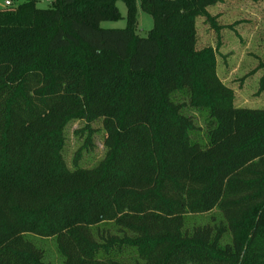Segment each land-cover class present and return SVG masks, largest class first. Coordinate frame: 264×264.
Returning <instances> with one entry per match:
<instances>
[{
    "label": "trees",
    "instance_id": "trees-1",
    "mask_svg": "<svg viewBox=\"0 0 264 264\" xmlns=\"http://www.w3.org/2000/svg\"><path fill=\"white\" fill-rule=\"evenodd\" d=\"M117 1L125 27L101 28ZM221 1L0 9V264H47L28 234L54 237L63 264H264V110L233 106L213 49L197 48L196 19ZM137 2L153 20L144 37ZM178 94L207 107L206 144ZM72 119L102 121L92 169L65 164ZM214 209L222 221L185 229ZM127 248L142 263L121 260Z\"/></svg>",
    "mask_w": 264,
    "mask_h": 264
},
{
    "label": "rangeland",
    "instance_id": "rangeland-1",
    "mask_svg": "<svg viewBox=\"0 0 264 264\" xmlns=\"http://www.w3.org/2000/svg\"><path fill=\"white\" fill-rule=\"evenodd\" d=\"M0 0V9L15 8L25 0H8L4 6ZM53 0H36L38 8H48ZM121 18L106 21L101 28L121 29L126 25V7L122 1L116 2ZM137 8V25L135 33L144 37L152 28L151 16L144 13L139 3ZM212 22L199 17L196 19L197 48H212L216 61V74L222 84L232 92L231 103L239 108L264 110V90L259 81L264 72V0H222L208 8ZM176 100L184 102V112L191 117L195 129L191 132L193 140L201 145L207 142V124L209 112L202 105H191L188 95L178 94ZM64 146L62 156L68 169H92L96 167L106 154L104 146L105 132L101 119L90 123L81 119L70 120L63 129ZM218 223L222 217L217 209L208 213L189 214L185 216L184 227L188 232L203 225ZM98 233L116 234L115 228L108 224L100 225ZM43 252V260L47 264H63L64 257L59 252L54 237L25 236ZM230 239L225 237L224 241ZM125 262L142 260L136 250L127 248L119 257Z\"/></svg>",
    "mask_w": 264,
    "mask_h": 264
},
{
    "label": "built area",
    "instance_id": "built-area-1",
    "mask_svg": "<svg viewBox=\"0 0 264 264\" xmlns=\"http://www.w3.org/2000/svg\"><path fill=\"white\" fill-rule=\"evenodd\" d=\"M10 5V1H8V0H6V1H4V6H9Z\"/></svg>",
    "mask_w": 264,
    "mask_h": 264
}]
</instances>
